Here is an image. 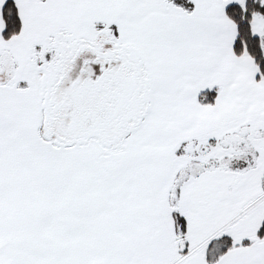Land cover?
<instances>
[{"label":"snow or ice","instance_id":"1","mask_svg":"<svg viewBox=\"0 0 264 264\" xmlns=\"http://www.w3.org/2000/svg\"><path fill=\"white\" fill-rule=\"evenodd\" d=\"M0 264H264V0H0Z\"/></svg>","mask_w":264,"mask_h":264}]
</instances>
